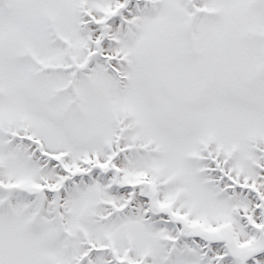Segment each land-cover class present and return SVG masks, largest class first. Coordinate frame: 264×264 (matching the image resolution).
Here are the masks:
<instances>
[{
    "label": "snow or ice",
    "instance_id": "6c2138e0",
    "mask_svg": "<svg viewBox=\"0 0 264 264\" xmlns=\"http://www.w3.org/2000/svg\"><path fill=\"white\" fill-rule=\"evenodd\" d=\"M0 264H264V0H0Z\"/></svg>",
    "mask_w": 264,
    "mask_h": 264
}]
</instances>
